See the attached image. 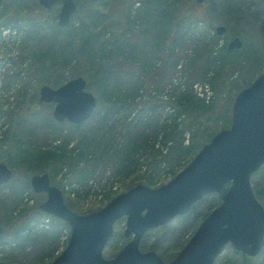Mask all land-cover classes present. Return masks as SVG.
Wrapping results in <instances>:
<instances>
[{"label": "rangeland", "instance_id": "rangeland-1", "mask_svg": "<svg viewBox=\"0 0 264 264\" xmlns=\"http://www.w3.org/2000/svg\"><path fill=\"white\" fill-rule=\"evenodd\" d=\"M34 1L37 2L0 0V162L17 172L0 186V224L3 226L0 260L8 264H48L63 249L69 235L66 227L59 228L56 236L49 234L55 230L56 223L41 214L39 205L45 200V194L33 191L30 184L32 174L48 173L51 184L62 191L67 205L78 214H86L136 184L156 188L170 181L183 164H188L186 160L171 168L164 161L154 162L162 157L166 146L164 139L160 134L156 137L153 129L156 123H171L175 108L167 103L169 95L177 97L180 87L186 84L194 83L193 88L200 96L213 101L212 108H207L205 115L210 116V112L213 115L217 110L218 90L210 87L208 75H200L195 68L187 67L190 57L202 52L201 45H196L191 35H206L207 41L215 35L211 49L216 53L222 46L227 50H243L230 61L236 67L227 68L225 63L227 94L221 95L226 100L233 97L240 84L249 83L258 68L264 70V0H207V10L196 0H73L75 10L64 27L56 24L62 0L49 9L40 3L35 6ZM187 8L199 17H206L205 21H180ZM54 22L58 28L74 35L72 46L54 38ZM173 22L179 25L174 27ZM81 24L93 35H98L84 47L81 39L75 36V29ZM216 25H224L227 31L216 35ZM188 30H191L188 41L178 45L173 55H167L166 46L178 37L176 32ZM234 37L242 41V46L228 49ZM249 51L255 56L250 58ZM117 55L121 57L117 62L122 68L128 65L134 71L130 76V72L125 73L129 81L119 78L117 70L107 65L111 59L113 64ZM105 73L126 83L124 93L133 92L130 86L139 82L148 81L149 84L146 82L148 86L140 88L139 94L133 92L136 104H124L119 112L105 116L107 95L99 97L97 91ZM197 74L198 80L195 81L193 78ZM75 77L85 80V90L97 100L96 108L82 123L75 124L66 119L59 122L53 117V103L38 105L40 88L45 84L55 88L57 80L63 84ZM212 82L215 86L218 81ZM106 93L111 97L109 91ZM151 96H156L153 109L148 108L152 104L143 103ZM47 114H51L55 122L45 119ZM227 114L228 111L224 110L216 113L218 120L214 116L213 122L204 126L205 134L223 124ZM141 117L144 123L138 122ZM53 125L59 128L54 133L49 129ZM13 134L15 138L11 137ZM131 138L139 144V150L128 158L122 148ZM17 139L22 146L39 148H57L62 145L60 142L68 139L66 151L70 157L67 155L59 165L54 164V160L43 162L41 167L29 173L28 169L11 164L15 151L13 144H17ZM144 146L146 148L142 149ZM81 151L83 155L78 166L85 168L87 176L86 185L82 187L69 183L74 181L71 163ZM251 183L253 189H258V199L264 207V170L263 174L251 179ZM78 186L82 189L77 191ZM217 199L215 194H208L189 212L166 223L161 234L155 236L157 233L148 231L141 240V249L155 251L168 261L191 238ZM41 222L49 223L44 228L48 233L46 236L35 233L40 230H33L39 228ZM27 224L31 230L24 231ZM124 226L125 217L115 223L117 236L105 247V257H113L120 248V234L125 243L128 241L129 237L123 235ZM234 250L230 243L226 244L214 264H243L241 254ZM253 264H264V246Z\"/></svg>", "mask_w": 264, "mask_h": 264}, {"label": "water", "instance_id": "water-1", "mask_svg": "<svg viewBox=\"0 0 264 264\" xmlns=\"http://www.w3.org/2000/svg\"><path fill=\"white\" fill-rule=\"evenodd\" d=\"M54 1L40 0L46 8ZM62 1L60 26L68 24L75 9L73 0ZM215 29L217 35L226 32L224 25H216ZM241 46L242 41L234 37L228 49ZM39 98L55 103L56 120L67 119L75 124L88 119L96 107V98L85 90L82 77L69 79L56 88L42 85ZM263 164L264 71L235 95L229 126L219 130L181 171L159 187L137 184L102 208L81 215L66 205L61 190L50 183L48 173L32 174L33 191L46 195L40 209L70 228L65 249L49 264H213L227 243L255 257L264 246V208L253 192L250 178ZM11 177V169L0 162V185ZM224 188L219 205L200 222L174 259L165 262L155 251L140 250V241L148 230L187 213L204 196ZM123 216V234L130 239L113 258H105L103 250L114 233V224ZM1 233L0 224V236Z\"/></svg>", "mask_w": 264, "mask_h": 264}, {"label": "trees", "instance_id": "trees-1", "mask_svg": "<svg viewBox=\"0 0 264 264\" xmlns=\"http://www.w3.org/2000/svg\"><path fill=\"white\" fill-rule=\"evenodd\" d=\"M206 1L203 3V6H205V9L207 10L208 6H207ZM205 18L206 17L197 16L196 13H193V11L191 9L187 8L185 13H183V17L179 20L182 21L183 19H187L190 21H196L197 22V21H205ZM177 25H179L178 22H177V24H175V22H173V24H172V26H174V27ZM52 31L54 32L53 33L54 38H56L59 41L66 42V44L69 45V47L72 46V43H73V40L75 39V37L70 31H68L64 28H61V29L58 28V26L55 24V22H54ZM55 32H57V33H55ZM75 32H76L75 36L79 37L81 39L83 47L86 46V44L90 43L92 38H95L98 36L97 34L93 35L91 33V31H89V29L84 24L78 25L77 29H75ZM189 32H191V30H188L186 32L177 31L176 33H177L178 37H175L166 46L165 53H167V55H169V56L173 55L175 53V49L178 47V45H181L182 43H184V41H186V42L188 41V38H189L188 33ZM191 36H192V38H194V41H195L194 43H196V45H198V44L201 45L202 52H199L197 54L194 53L193 56L190 57L189 63L187 64V67L189 69L195 68L197 73L200 72V75H201V73H203L205 76L208 75L207 76L208 77V81H207L208 84L210 85V87L212 89L216 88L218 90V94H217L218 97H216L217 102H216V107H215V109H217V110H214L213 112H215V114H216V113H218V112L220 113V111L224 110L226 112L228 111V114H227L226 120L224 121L223 124L217 125L209 133L205 134L204 126H208L210 123H212L214 116H215V114L212 115L211 112H210V116H209V114L205 115V113H207V111H208L207 108H209V109L212 108L213 101H206V98L204 96H200L197 93V91H195L193 88L194 83L186 84L183 87H180L179 94L177 97H175L173 95H169L170 98H168V100H170V101H167V103H169L172 107L174 106L173 108H175V112L172 111V113H174L175 117L174 116L172 117L171 123H169V124L167 122L156 123L154 125L155 127L153 129V132L155 133L156 137L158 134H160V136L164 139L163 142L166 146L165 151L162 153V157L159 160H154V162L164 161L168 165H170L171 168L175 167L177 165H180L182 162H184L186 160H188V162L191 161V159L197 154V152L200 150V148L205 143L209 142L210 139L220 129L227 128L229 126L230 115H231V104H232V101H233L235 94L240 89H242L243 87L248 86L253 81L254 77L259 75L263 71L261 68H258L256 74L254 76H252L253 78L251 77L250 80L248 81L249 83L245 82V84H243V85L240 84L236 88V91L233 94V97L227 98V100H226L225 99L226 97H222V95H221L225 92L227 94L226 82H227L228 77H225V70H224L225 69V63L228 64L227 68L230 66L236 67V65L230 63V61H231L233 56L240 54V53H243V50L242 49L227 50L225 46H222L221 49H219L218 53H216V52H214L213 49H211V47L214 44V41H212V40H214L215 35L213 36L211 41H207V39H206L207 36L203 35V34L200 36L197 35V37L194 34ZM70 50H72V49L70 48ZM248 54H249L250 58L255 56V54L253 52H250V51L248 52ZM119 58H121V57L119 55H117V57L114 58V63L112 64V59H111V60H109V62L111 61V63L107 62L108 63L107 65L109 66V68L114 67L117 70V72L119 74V78H122L124 81H129L130 78L127 79V76L125 73L130 72V74L128 73V76H130V75L134 74V71H133V69L131 70V67L128 65H124L122 68L121 63L117 62V60ZM144 58L146 60H148L146 56H144ZM224 58H226L228 61L225 60V62H223L222 60ZM239 67H241V63L238 65V68ZM211 68H214V69H211ZM121 75H123V77H121ZM194 76H195V78H193V80L197 81L198 80L197 77L199 75L197 74ZM107 77H108V74L105 73L103 75L102 81H100V84H99L98 89H97V91L99 92L98 93L99 97H101L102 95L103 96L107 95L106 100H107V108L108 109H107V111H105V116L112 114L114 111L119 112L121 107L124 104L134 103L135 102L134 99L136 97H135V94L133 92L136 91V95L139 94V89L143 88V86L146 85V82H148V81H145V82L142 81V82H139V84L134 86V87L130 86V88H132L133 92H130V93L125 92L124 93L122 90H124V88H125L124 85L126 83H123L119 78L116 79V78H112V77H108V78ZM191 77H193V76H191ZM215 79L218 82L215 86H213L214 82H212V80H215ZM148 84H149V82H148ZM60 85H61L60 80H57L54 84L55 87H59ZM146 86H148V85H146ZM108 91L110 92L111 97L108 96V94L106 93ZM155 97L156 96H151V97H149V100L143 101V103L146 104L148 102L149 104H152V105H149L148 108L153 109V107H155V103H154L156 101ZM127 98H130V99L127 100ZM136 103L137 102H135V104ZM143 103H141V104H143ZM38 105H42V102L39 101ZM23 115H24V113H22V116ZM215 117H216V120H218V117L217 116H215ZM109 118H112V117H109ZM45 119L52 121V122H55V120L52 118L51 114H47L45 116ZM138 122L144 123L142 117H141V119H139ZM54 125L49 127V129H51L53 133L56 132L57 129H59V128H55ZM127 125H130V122L127 123ZM147 125H148V123H146L144 125V127L146 128ZM195 130L197 131V133L195 132ZM14 134L11 135L12 138H15ZM186 137H187V139H186ZM68 141H69L68 139L63 140L62 143L61 142L59 143L62 145H60L57 148H55V147L39 148V146H34V145H28V146L23 145L22 146V143H20L21 141H19V139H17V141H16L17 144H13V147H14L13 150H15V151H13L14 157H13L11 164L15 163L19 167H22V168L24 167L25 169H28L29 173H30V171H35L36 168L41 167V164L43 162H47L50 160L51 161L54 160V164L59 165L60 161H62L67 155H69V154H67L68 152L66 151ZM145 148H146V146H144V148H142V149H145ZM122 149L125 150L124 154L129 158V157L134 155L133 152H135V150H139V144L136 141H134V138H131L129 143L127 145L125 144L124 148H122ZM71 152L72 151H70V153ZM82 155H83V151H81L80 153H77V158H75V160L71 163V166L74 169V172H73L74 177H72V179L74 181L70 180V182H69L70 184L76 183L81 187L85 186L86 185L85 182H87L86 181L87 176L85 175V171H84L85 168L84 167L79 168V166H78L79 159L82 158ZM69 157H70V155H69ZM122 162L124 163V159H122ZM183 165H184L183 167L186 166V164H183ZM180 169L177 172H179ZM263 170H264V165L262 167H260L255 173L252 174L251 179H253L255 176H260L261 174H263ZM13 173L16 174L17 172L13 170ZM88 173H89V175H91V173H92L91 170H89ZM173 175H174V173H173ZM79 186L76 188L77 191L79 189H82V188H79ZM73 190H74V192L76 191L75 189H73ZM253 190H254L255 195L258 199L260 197V193H259L258 189H256V190L253 189ZM222 192L215 194L216 196H218V199H217L218 201L216 202L215 206H217L220 203ZM41 214H44V213H41ZM50 218L52 219L53 222L56 223V228L53 232H51L49 234L56 236L59 228H61V227L68 228L65 222H63V221H61L55 217H52V216H50ZM28 225L29 224H27V226L25 228H23L24 231L31 230L28 228ZM162 228H163V226L159 227L157 229H153L151 231H154L155 233H157L155 235V236H157V235L161 234L160 230ZM33 230H38V231L40 230L39 232H35L39 236H44V235L46 236L48 234L47 230H44V229L33 228ZM115 236H117V233H114L112 238H114ZM118 238L120 239V244H121L120 248L118 249V251H119L122 248V246L125 244V238L121 234L119 235ZM140 247H141V244H140ZM234 251L237 253H240L236 250H234ZM5 252H7V251H5ZM117 252H116V254H117ZM240 254L242 257V263L243 264H253V260L255 259V257H250V256L243 254V253H240ZM173 258H174V256L171 257L170 259H168V261L173 259Z\"/></svg>", "mask_w": 264, "mask_h": 264}, {"label": "flooded vegetation", "instance_id": "flooded-vegetation-1", "mask_svg": "<svg viewBox=\"0 0 264 264\" xmlns=\"http://www.w3.org/2000/svg\"><path fill=\"white\" fill-rule=\"evenodd\" d=\"M57 2H59V0H55L54 2H53V4L51 5V7H53ZM63 2V1H62ZM34 3H35V6L38 4V3H40V5H42L41 4V2H40V0H37V2H35L34 1ZM62 6V5H61ZM43 7L45 8V9H49V8H51V7H49V8H46L44 5H43ZM35 12V11H34ZM5 17H7V14L5 15ZM69 21H70V18H69ZM69 23V22H68ZM56 24L58 25V26H60L59 24H58V17H57V19H56ZM67 25V24H66ZM66 25H63V26H66ZM9 29V28H8ZM11 30V29H10ZM12 31H16L15 29H12ZM40 102H41V100H40Z\"/></svg>", "mask_w": 264, "mask_h": 264}]
</instances>
